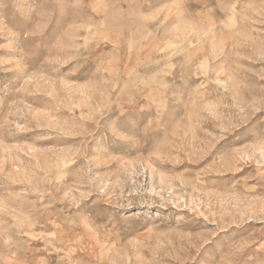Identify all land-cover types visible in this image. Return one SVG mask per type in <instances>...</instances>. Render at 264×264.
<instances>
[{
    "label": "rangeland",
    "instance_id": "374dc122",
    "mask_svg": "<svg viewBox=\"0 0 264 264\" xmlns=\"http://www.w3.org/2000/svg\"><path fill=\"white\" fill-rule=\"evenodd\" d=\"M0 264H264V0H0Z\"/></svg>",
    "mask_w": 264,
    "mask_h": 264
}]
</instances>
